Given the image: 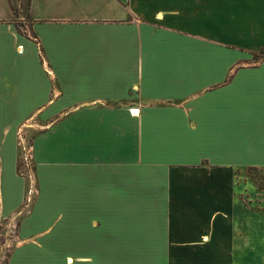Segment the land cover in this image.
<instances>
[{
	"label": "crops",
	"instance_id": "obj_1",
	"mask_svg": "<svg viewBox=\"0 0 264 264\" xmlns=\"http://www.w3.org/2000/svg\"><path fill=\"white\" fill-rule=\"evenodd\" d=\"M263 49L264 0H0V264H264Z\"/></svg>",
	"mask_w": 264,
	"mask_h": 264
},
{
	"label": "built area",
	"instance_id": "obj_2",
	"mask_svg": "<svg viewBox=\"0 0 264 264\" xmlns=\"http://www.w3.org/2000/svg\"><path fill=\"white\" fill-rule=\"evenodd\" d=\"M135 111L138 112L137 109ZM18 142L20 147V161L18 162V173L21 176L31 177V144L23 133V131L19 132ZM33 192V186L31 185L27 191L28 195L25 199L24 206H22V209L20 210L19 214H21L24 210L29 207L31 195ZM12 226L13 225H8L7 229H5V232L0 229V251L2 253L8 250L10 248L9 246L14 242V228ZM1 247H3V250Z\"/></svg>",
	"mask_w": 264,
	"mask_h": 264
},
{
	"label": "rangeland",
	"instance_id": "obj_3",
	"mask_svg": "<svg viewBox=\"0 0 264 264\" xmlns=\"http://www.w3.org/2000/svg\"><path fill=\"white\" fill-rule=\"evenodd\" d=\"M28 1L29 0H11L12 8L16 11V16L20 19L21 15L25 16L27 13V7H28ZM33 135L29 134L28 138H32ZM242 178L245 180H249L252 184V186L255 187V189L258 188V186H264V170L250 168L243 171ZM3 250V247H1Z\"/></svg>",
	"mask_w": 264,
	"mask_h": 264
},
{
	"label": "trees",
	"instance_id": "obj_4",
	"mask_svg": "<svg viewBox=\"0 0 264 264\" xmlns=\"http://www.w3.org/2000/svg\"><path fill=\"white\" fill-rule=\"evenodd\" d=\"M9 2L11 1V0H8ZM11 3V2H10ZM12 6V5H11ZM12 10H13V12L14 13H16V11L12 8ZM264 59V49L263 50H261L260 52H258V53H256V54H254L253 55V60L255 61V62H258V61H261V60H263ZM259 187V189L260 190H264V186H258Z\"/></svg>",
	"mask_w": 264,
	"mask_h": 264
},
{
	"label": "bare ground",
	"instance_id": "obj_5",
	"mask_svg": "<svg viewBox=\"0 0 264 264\" xmlns=\"http://www.w3.org/2000/svg\"><path fill=\"white\" fill-rule=\"evenodd\" d=\"M134 113L137 114V111H134V112H133V115H134Z\"/></svg>",
	"mask_w": 264,
	"mask_h": 264
}]
</instances>
